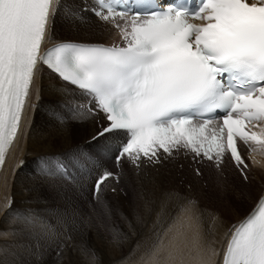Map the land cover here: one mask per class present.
Segmentation results:
<instances>
[{"label": "snow or ice", "instance_id": "6c2138e0", "mask_svg": "<svg viewBox=\"0 0 264 264\" xmlns=\"http://www.w3.org/2000/svg\"><path fill=\"white\" fill-rule=\"evenodd\" d=\"M62 4L0 0V168L26 111L37 106L30 101L34 88L39 99L43 65L62 85L72 86L58 89L65 97L62 111L53 113L58 123H82L103 114L88 144L114 138L100 153L113 158L118 171L102 168L79 146L71 157L39 158L40 184L54 190L65 206L11 212L9 202L10 226L0 230V264H70L69 252L79 253L84 264H96L94 250L75 243L94 221L115 246L126 243L129 235L113 223V208L104 197L107 189L116 191L109 182L120 183L125 162L139 177L145 166L183 152L221 174L230 161L247 181L243 143L253 154L252 165L264 169L254 155H264V0H195L192 6L186 0H93L91 7H64L70 21L86 23L87 11L111 25L119 36L111 45L55 41ZM89 164L98 169L94 179ZM195 173L202 174L200 168ZM86 183L92 192L88 214L71 195H82ZM174 199L181 198L165 195L157 222L171 217L168 204ZM194 205L183 199L167 232L155 235L136 264H185V249L195 253L193 264H213L216 252L204 243ZM120 215L134 229L133 221ZM134 219L144 223L137 213ZM226 235L220 264H264V193Z\"/></svg>", "mask_w": 264, "mask_h": 264}, {"label": "bare ground", "instance_id": "6f19581e", "mask_svg": "<svg viewBox=\"0 0 264 264\" xmlns=\"http://www.w3.org/2000/svg\"><path fill=\"white\" fill-rule=\"evenodd\" d=\"M77 4L75 0L63 1L61 12L55 18V40L67 39L63 34H71L83 38L71 40L95 42L98 41L96 36L113 31L109 25L101 23L87 13H83L86 23L73 22L66 18L64 7L73 9ZM90 34L95 40H88ZM38 83L40 86L39 99H37L34 88L30 101L37 106L26 111L18 139L8 153L0 174V230H7L10 226L11 213L5 210L9 202H11V212L29 208L65 206V201L54 190L40 184L36 175L39 158L53 153L66 157L68 153L72 154L78 146L83 150L89 147L95 155H99L100 147L103 146L101 140L91 145L85 143L97 130L94 119L82 123L70 121L65 126H61L53 115L54 112L62 111L60 105L65 97L58 89L64 87L71 90L67 85H62L55 76L44 69L40 71ZM256 159L264 162V157H256ZM21 160L24 161L22 165ZM196 168H200L201 173L206 177L199 183L195 182V186L191 185L188 190V184L178 182L179 173L186 174L188 171L195 173ZM250 169L254 177H248L244 183L228 161L223 166L221 174L209 162L196 164L191 154L183 153L174 159L162 161L157 168L146 167L139 177L133 172L124 170L125 176L120 181L124 196L120 193H106L104 197L110 204L118 206L120 214L123 213V216L133 221L134 229H129L127 221L121 218L119 227L122 226L121 229L128 233L129 240L117 247L106 243V240L99 243V234L93 226L91 239H93L97 253H110L113 258L111 261L116 260L113 264H136L144 250L153 243L155 235L163 236L167 232L179 214L183 199L186 198L195 201L194 211L199 217L204 243L216 252L213 264H217L220 246L228 228L251 208L264 183V169L253 166L252 163ZM167 193L178 194L181 199L170 201L168 206L172 210L171 217H163L157 222L156 213ZM71 195L74 203L78 204L72 193ZM79 207L85 214L90 212L80 205ZM134 213L140 215L144 220L143 224L135 223ZM76 239L77 244L82 242L80 237ZM104 247H108L109 251ZM102 248L103 251H98ZM185 253L182 257L185 264H193L195 253H187V249ZM71 254L73 255L68 256L70 264L75 262L84 264L82 258L77 260L79 253L72 252ZM100 263L96 259V264Z\"/></svg>", "mask_w": 264, "mask_h": 264}, {"label": "rangeland", "instance_id": "374dc122", "mask_svg": "<svg viewBox=\"0 0 264 264\" xmlns=\"http://www.w3.org/2000/svg\"><path fill=\"white\" fill-rule=\"evenodd\" d=\"M109 34H110V36H109ZM64 35V37L65 38H67V39H83V38H81V36H73V35H71V34H69V35H67V34H63ZM108 35V36H107ZM90 37L88 38V40H95V38H94V36L93 35H89ZM115 35H114V33H113V31H110L109 33H107V34H104V35H101V36H96L97 37V40L98 41H107V40H110L111 38H113ZM72 155V154H71ZM238 177H239V175H237ZM184 177V178H183ZM206 176H205V174H201V175H199V176H197L196 175V173H192V172H189L188 171V173H179V183L180 184H188V190H190V187H191V185H193V186H195V182H200L203 178H205ZM248 177H250V178H253L254 177V175L251 173L250 175L248 174ZM240 179H241V177H239ZM244 183L246 182V181H244L243 179H241ZM178 183V184H179ZM257 187H258V185H257ZM73 194V196L75 197V199H76V201H77V203H78V205H80L82 208H84L85 210H89L90 211V209L88 208V203L89 202H91L92 200L90 199V197L84 192V191H82V195H76L74 192L72 193ZM111 205V207L113 208V223L114 224H116V225H120V221H121V215H120V211H119V209L117 208L118 206L116 205V204H110ZM118 211V212H117ZM117 212V213H116ZM93 225H94V227H95V229L97 230V232H98V234H99V238H100V240L102 241V242H100V240H98V242L99 243H103V241L104 240H106V243H108V244H110V245H113V243L111 242V237H110V234H109V232L106 230V228H104V227H98V226H96V222L94 221L93 222ZM122 227V226H121ZM120 227V228H121ZM98 228V229H97ZM94 230H93V227L90 229V230H88L87 232H86V234L83 236V237H80V239L82 240V242L83 243H86V245L90 248V249H92V250H94V252H95V255H96V259L99 261V262H101L100 264H113V262H116V260H114L113 262L111 261L113 258L110 256V253H103V252H101V253H97V250H96V248H95V246L93 245V239H91V235H93L92 234V232H93ZM103 233V235H101ZM107 234V235H106ZM106 235V236H105ZM78 239V238H77ZM77 239L75 238V243H76V241H77ZM110 240V241H109ZM111 242V243H110ZM107 248V249H106ZM104 249L105 250H108V247H104ZM98 251H103V248H102V250H98ZM109 251V250H108ZM72 252H69V254H68V256H71V255H73V254H71ZM97 254H98V256H97ZM100 255H102V256H100ZM74 257V256H73ZM75 258V257H74ZM81 259V256H80V254L78 255V257H77V260H80ZM70 260V259H69ZM107 260V261H106ZM109 261V262H108ZM73 264H77L76 262L75 263H73ZM79 264V263H78ZM82 264V263H81Z\"/></svg>", "mask_w": 264, "mask_h": 264}]
</instances>
